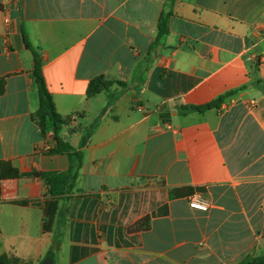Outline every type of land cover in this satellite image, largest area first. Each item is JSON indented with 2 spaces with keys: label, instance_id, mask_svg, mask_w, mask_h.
<instances>
[{
  "label": "crops",
  "instance_id": "obj_1",
  "mask_svg": "<svg viewBox=\"0 0 264 264\" xmlns=\"http://www.w3.org/2000/svg\"><path fill=\"white\" fill-rule=\"evenodd\" d=\"M0 5V174L3 163L21 174L0 182V257L41 264L67 208L57 264L264 258V0ZM26 39L57 112L71 119L62 139L79 151L92 129L75 188L59 197L29 176L66 173L75 157L48 154ZM102 76L114 83L89 97ZM221 97L218 108L194 109ZM197 193L208 212L190 208Z\"/></svg>",
  "mask_w": 264,
  "mask_h": 264
},
{
  "label": "trees",
  "instance_id": "obj_2",
  "mask_svg": "<svg viewBox=\"0 0 264 264\" xmlns=\"http://www.w3.org/2000/svg\"><path fill=\"white\" fill-rule=\"evenodd\" d=\"M2 6L0 5V8ZM160 32L159 37L166 34L168 32V26L166 20H162L159 26ZM26 46L33 52L34 60H35V69L34 75L38 83L39 94H40V108L35 117L37 124L39 125L43 137L45 139L54 138L57 140V144L55 147H51L48 150V154L50 155H63L67 154L72 157H75V162L73 163L71 169L66 173H43L39 171L32 172L29 176L42 178L45 180L46 185L48 187V195L51 197H59L66 193L73 191L76 185V180L79 175V171L83 164V148L86 146L89 137L91 136L92 129L84 132L82 141H81V149L79 151L75 150L69 143L65 142L61 137V132L64 126L71 125V119L62 118L56 110V106L53 100V97L46 85L43 71H42V58L40 54L34 49L31 43L26 39ZM114 82L109 81L104 76L98 77L94 79L89 86V97H93L102 91L109 88ZM120 85H124V83L119 82ZM5 90V84L3 82L0 83V94H2ZM225 97H221L213 103H210L206 106L196 107L194 109L204 112L211 108H218L223 103ZM21 174L11 166L10 163L2 164V172L0 174V182L1 180L8 177H19ZM185 194V190H173L171 195L173 197ZM0 196H1V188H0ZM22 204H27L26 202H22ZM67 221V208H63L59 213V224L56 231V236L54 239V245L51 247L45 259L42 263L52 258L57 264V242L58 237L62 238L64 236L65 224ZM147 221V219H146ZM144 221H140L136 223L131 231L141 230L144 227ZM147 227V226H146ZM41 263V264H42ZM0 264H23L17 258H9L7 256L0 257ZM246 264H264V258L255 259L254 261Z\"/></svg>",
  "mask_w": 264,
  "mask_h": 264
},
{
  "label": "built area",
  "instance_id": "obj_3",
  "mask_svg": "<svg viewBox=\"0 0 264 264\" xmlns=\"http://www.w3.org/2000/svg\"><path fill=\"white\" fill-rule=\"evenodd\" d=\"M257 59H258V63L261 66H264V55H261ZM188 202L190 208L193 210L208 212L211 208L210 202L207 199H205V197L202 194L197 193L190 196Z\"/></svg>",
  "mask_w": 264,
  "mask_h": 264
},
{
  "label": "water",
  "instance_id": "obj_4",
  "mask_svg": "<svg viewBox=\"0 0 264 264\" xmlns=\"http://www.w3.org/2000/svg\"><path fill=\"white\" fill-rule=\"evenodd\" d=\"M51 141L53 142V147H55L57 144V140L54 138H51ZM42 264H56V262L52 258H49L45 260Z\"/></svg>",
  "mask_w": 264,
  "mask_h": 264
}]
</instances>
